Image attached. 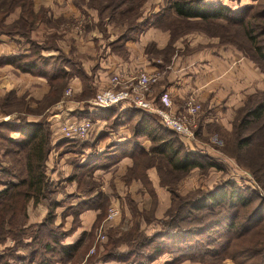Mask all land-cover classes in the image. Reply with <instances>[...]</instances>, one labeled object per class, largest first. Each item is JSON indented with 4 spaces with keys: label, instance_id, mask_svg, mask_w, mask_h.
<instances>
[{
    "label": "trees",
    "instance_id": "1",
    "mask_svg": "<svg viewBox=\"0 0 264 264\" xmlns=\"http://www.w3.org/2000/svg\"><path fill=\"white\" fill-rule=\"evenodd\" d=\"M128 1L131 0H100L99 5L104 7L107 14L114 16L116 9ZM255 1V5L231 8L221 0H165L164 7L156 15L161 14L160 16L163 17L169 13L174 14L172 20L166 23L173 37L184 30H199L209 35L219 36L222 44L231 45L240 51L264 76V0ZM16 8H19L17 18L7 22L8 15ZM37 16L39 17V14L33 11V0H0V35L21 36L28 43L30 50L27 54L0 56V63H10L22 72L46 76L52 79L55 90L66 76V71L62 67L65 59L59 53L52 56L43 55L42 45L30 39V32L38 20ZM152 18L153 15H150L126 27L117 37L116 42L122 43L132 38L133 34L147 27ZM237 38H241L242 42H239ZM74 71L83 76L80 71ZM83 77L86 79L85 75ZM120 105L96 107L97 113L80 109L77 111L78 114L74 115L90 121L104 115L101 119L111 120L112 127L127 123L133 138L119 143L110 152L92 157L91 160L78 165V168L106 166L124 154L133 158V155L140 150L141 154H146V150H142L137 143L142 136L150 141L149 153L165 157L167 163L176 171L206 166L221 168L218 162L207 159L196 150L186 148L179 133L164 126L150 111L133 104H127L125 107ZM4 131L5 135H3ZM12 131H16L18 136H9ZM0 132H2L0 141H3L5 146L4 153L0 155L18 156V160L23 165V171L17 181H2L5 187L0 190V243L9 236L17 241L25 228L23 221L27 219L28 206H35L42 199H46L47 211L41 222L36 223L37 228H46L48 231L46 239L42 243L39 242L41 248H31L25 254L16 253L14 259L19 261L18 264L32 262L51 264L64 260V257H71L79 247V241L63 244L62 240L68 232L56 230L57 225L53 223L55 208L59 202L52 196L53 190L46 172V161L51 150L46 121L43 119L26 121L24 117L16 123L3 121L0 122ZM230 137L236 162L249 171L253 181L264 190V162L258 166H250L240 161L254 141H264V89L248 94L243 104L238 107L230 129ZM69 140L61 139L60 142L69 143ZM225 151L227 149L223 146L222 152L225 153ZM72 176V179H75V176ZM198 195L199 197L194 196L188 200L180 199L176 202L175 208L171 200V205L166 212L169 220L161 223L162 230L156 231L150 237L139 239L132 251H128L118 259L123 260L126 254L135 256V248L146 246L148 242H156L153 251L143 254L145 260L137 264H150L152 260L164 253L173 254V259L177 261L185 258L198 260L207 255L217 257L225 254L235 264H264V199L257 196L256 189L244 184L243 181L229 179ZM257 198L259 201L250 209L253 200ZM218 208L224 210L207 223L192 226H179L177 223H172L182 220L183 217L179 216L182 209L185 210L184 216L194 217L195 212L201 209H208L215 214ZM80 209L83 210V207L81 206ZM20 217L22 222L17 225L14 219ZM215 233L217 237H211ZM220 238L224 240L220 243V248L214 247L215 241ZM37 240L35 233L31 237V242ZM25 244L28 247L31 246L29 243ZM107 256L104 258H113L110 255V257Z\"/></svg>",
    "mask_w": 264,
    "mask_h": 264
},
{
    "label": "rangeland",
    "instance_id": "2",
    "mask_svg": "<svg viewBox=\"0 0 264 264\" xmlns=\"http://www.w3.org/2000/svg\"><path fill=\"white\" fill-rule=\"evenodd\" d=\"M221 1L231 8L256 4L255 0ZM93 3V8H91L90 11L93 15L88 17L90 26L101 30L109 27L110 32L113 31V35H109V37L114 39L118 34L124 31L126 27L131 26L134 22H140L150 15H153L152 21L157 22L158 18L162 16H160L161 14L156 15V13L164 7L165 0L128 1L119 8L122 14L119 16V12H115L108 23L106 22L108 21V14L106 13H104L105 20L99 21L96 15V6L99 5V2L95 0ZM42 17L43 15L41 12L38 20L42 19ZM165 17H167V15ZM172 18L173 16L168 15L167 21L172 20ZM79 23L80 18L76 19L74 24L77 25ZM64 25H66V22L62 24V26ZM63 32H59L58 34L55 33L54 36L53 34L45 35L44 32L36 38L41 42L44 41L42 43L47 45H53V40L56 41V44L61 45L68 43L69 40L68 37H66V32L71 31L66 30ZM87 33L88 31H85L83 37H86L88 35ZM191 36L194 37L193 35ZM109 37L108 34L104 35L103 43H101L102 53H100V55L99 52L89 53V50H87L88 48L86 49V45L80 42L75 35H73L71 41V53L74 54L73 58L78 61L79 64H77L81 66L86 73L88 72L89 75H96V73L100 72L102 77L101 82H103L104 85L100 86L95 82L94 84L92 80L86 81L82 75H78L81 78V86L83 87L80 96L76 95L78 91H74V83L72 79H69L70 82L67 80L66 82L63 81L62 84H58L55 90L52 89V94L43 97L36 106V110L42 112L51 104L53 105L49 107L50 109L52 107H58L57 109H59L60 106L57 104L68 102L67 106H69V104L74 103V106L69 110L66 111L68 107L64 108L63 114L55 120L54 124L57 125L56 130L58 129L57 133L59 137L61 136V139H70L63 136L60 127L68 119H80L78 116H74L78 114V110L85 109V111L97 113V111H95L97 108L93 105L92 99L98 90L105 88V83H107L112 73L115 72L112 70L110 71V69L100 71V68H98L93 61L96 62L105 59L104 57H106V55L104 54L109 49L107 47V42L110 40ZM107 38H109V40ZM237 39L239 42H242L241 38ZM200 43L204 42H198L195 45L197 46V44ZM221 43L220 37L216 35V44L219 45ZM136 47L139 55H141L142 58L146 57L145 51L143 50L144 52L140 54L142 49L138 46ZM133 48V54L131 55H133V59H136V48ZM230 49L231 52H233L232 55L235 54L234 50L232 48ZM189 50V48L179 50L175 47L173 51H170V53L172 52L170 54V60L172 62L170 72L172 71L178 74L180 65L184 67L188 65L187 59H184V53ZM121 55L126 56L125 58L118 57L119 61L122 62L129 57L126 51L124 54L121 53ZM97 56H99V58H96ZM152 58L154 60H160L159 56ZM245 59H247V57ZM229 60H233V57L229 56ZM88 61L89 63L86 64ZM189 69L193 70L194 68L190 66L185 67L184 71L180 70L178 77L181 76L182 72L188 71ZM145 70L147 69L141 66L134 67L132 73L136 75ZM157 82L160 83V79H157V81L150 85V93L147 95L145 94V97L157 96L159 92H162L159 90L160 88ZM215 98L217 99V101H215L216 104L211 107H203L201 102H199V110L191 117L193 120V125L191 126L193 137L187 138L182 134H179V136L186 148L194 151L196 150L200 152V154L206 156L207 159L218 162L221 165L220 169L206 166L203 168L194 167L187 171H176L167 163L165 157L149 153L148 147L150 144L146 148V154H141L140 150L133 155V158L131 157L132 161L129 166H125L124 163L120 166H114V162L106 166H101V169H97V167L94 166L78 168V165L91 160L92 157H98L100 154L107 151L110 152L114 150L119 143L125 142L127 139H133L131 137L132 133L129 124L116 127L114 125L112 127L110 124L111 120L106 121L105 119H101L104 115L98 116L100 118L91 121L89 131L84 137L70 139L68 141L69 143L59 142L58 148L52 151L53 157L51 158V163H46L47 177L51 182L50 187L53 190L52 196L59 202V205L55 208V219L53 223L57 225L56 230L58 229L66 232H68L69 229L71 232L73 228L80 223L83 224L81 229L84 228V225L87 228L84 232H81L75 240L79 241L77 250L71 257H64V260H62L63 262L67 260L69 264H137L143 262L145 259L142 255L151 253L156 246V242H148L146 246L135 248V256L126 254L123 260H119L118 258H122L121 255H124L128 251H132V249H134V244L139 239L150 237L156 231L162 230L163 225L161 223L169 220L166 212L171 205V200H173L175 208L177 207L176 202L180 199L188 200L192 199L194 196L199 197L198 194L203 193L204 190H210L225 180L235 179L237 181H243L244 184L256 189V193H258L257 196L264 199V190L258 187L252 179V174L238 164L233 157L234 152L232 139L230 137V129L238 108L234 111L235 113L232 120L226 121L228 120L226 119L224 121L225 117L222 115L224 113V101L217 97ZM54 100H56V103H53ZM16 103L17 105L15 107L22 108V103ZM182 103L184 102L182 101ZM121 105L125 107L127 103H122ZM183 106V104H180V106L178 105L177 110L181 111ZM153 114L155 115V119L158 120L159 117L155 113ZM40 119L44 120L45 118L42 116ZM46 123L50 124L48 121ZM127 130H129V132ZM1 133L2 132H0V134ZM3 133V135H5L6 132L4 131ZM124 133L127 134V138ZM61 139L58 141H61ZM137 143L139 145L140 141L138 140ZM3 144V141H0L1 154L5 147ZM223 146L227 149L225 153L222 152ZM141 149L145 150L143 147ZM18 159V156L15 155L13 157L9 156L4 162L2 161L4 160L3 156L0 155V183L7 178H13V181H17V178L21 176L23 165ZM240 161L243 164H250V166L261 165L264 162V141H254L253 144L247 148V153ZM95 170H97L98 173H95ZM72 175L75 176V179H72ZM258 201V198L254 199L250 209ZM72 202L73 204H71ZM39 203L45 204V211L42 210L35 214V221L37 222H35L34 225L27 224L22 234L18 236L17 241L13 239L12 236H9L5 241L0 243V264H18L19 261L14 259L16 253L22 251V253H26L31 248L35 247L41 248L39 242L42 243V241L46 239L48 231L46 228H37L36 223L41 222L45 215L48 208V201L42 199ZM37 204L35 206H37ZM81 206L83 207L82 211L91 209L93 210L91 214L95 212V215L92 216L91 219L84 216L83 221H80L78 214L82 212L80 209ZM111 206H115L118 210L113 219L107 218V211ZM29 210L30 207L28 206L27 219L23 221L24 223H28V220H30ZM223 210V208H218L217 211L215 210L216 213L214 214L208 209H201L195 212L194 217H186L184 216L186 215L185 210L182 209L179 214L180 217H183L182 220L172 223H177L179 226H192L198 225L199 223H207V221L215 218L217 214L221 213ZM21 219L22 217L15 218L14 223L19 225V223L22 222ZM67 226H70V228L67 229ZM35 233L38 240L31 242V237L35 235ZM216 234L217 233L211 237H217ZM28 241H30L31 244ZM223 241V238L216 240L214 247L220 248V243ZM25 243H29L31 246L28 247ZM38 251H40V249ZM106 255H108L107 257L111 256L113 258H104ZM197 261L205 262L206 264H235L230 258L226 257L225 254L218 255L217 257L207 255ZM173 262L176 263L178 261L173 259Z\"/></svg>",
    "mask_w": 264,
    "mask_h": 264
},
{
    "label": "crops",
    "instance_id": "3",
    "mask_svg": "<svg viewBox=\"0 0 264 264\" xmlns=\"http://www.w3.org/2000/svg\"><path fill=\"white\" fill-rule=\"evenodd\" d=\"M94 1L95 0H33L34 13L38 15L42 12L43 17L37 21L36 26L31 30L30 39L35 43L42 45L41 53L43 55L52 56L59 53L64 56L65 60L62 67L66 71V76L63 81L66 82L67 80L69 81V79H72L75 86L74 91H78V93H76L77 96H80L83 87L81 86V78L78 76L80 74L74 70L80 71L83 76L85 75L86 81L92 80L93 83H98L100 86L104 85V83L101 82L102 77L100 72L96 73V75H89L88 72L86 73V71L78 65V61L73 58L74 54L71 53V41L73 35H75L80 42L86 45V49L88 48L87 50H89V53L99 52V55L102 53L101 43H103L102 41L104 39V35L108 34V37L109 35H113V31L110 32L109 27L101 30L90 26L88 17L93 15L90 11L91 8H93L92 6L94 5ZM98 2L101 4L100 0H98ZM96 7V15L99 21H104V13L107 14L106 10H104V7L102 8L100 5ZM116 12H119V16L122 14L121 9L119 8L116 9ZM18 14L19 8H16L13 13H10L7 17V22H11L17 18ZM168 15L174 17L173 13H169ZM111 17V14H108L107 23L110 19H112ZM167 17H159L157 22L151 21V23L142 31L133 34L131 36L132 38L126 39L122 43H117L116 40L117 37L123 33V31L114 39L109 37V40V38H107L109 40L107 42V47L109 49L104 54L106 55V57H104L105 59L93 62L98 68H100V71L110 69V71L112 70L113 72L131 74L132 69L139 66L144 67L148 71H157L159 74L158 80L160 79V83L157 82L160 88L159 90H166L169 92L174 110H177L178 105H184L182 101L185 102L186 98L190 94H193L201 102L203 107H211L216 104L215 101H217V99L215 97H217L224 101V113H221L225 117L224 121L226 119H228L226 121H230V119L232 120L235 113L234 111H236L238 106L243 103L248 94H251L256 90L264 89V76L254 63L248 60V58L245 59L246 56L236 50L233 46L222 43L217 45L216 36L205 34L199 30H184L175 34L173 37L171 35L170 27L166 26V23L169 22L167 21ZM78 18H80V23L75 25V20ZM64 22H66V25L62 26ZM66 30L71 32H66V37H68L69 41L65 44L58 45L56 44V41L53 40V45H47L42 43L44 41L41 42L36 38L44 32L45 35L53 34L54 36L55 33L58 34L59 32ZM85 31H88V35L83 37ZM198 42L204 43L197 44L196 46L195 44ZM136 46L142 49L140 54L145 51L146 57L142 58V56L139 55ZM133 47L136 48V59H133V55H131L133 54ZM175 47L179 50L187 48L190 49L188 52L184 53V59H187L186 61H188V65L185 67L190 66L194 68L193 70L189 69L188 71L182 72L179 77L178 74L180 73V70L184 71V66L180 65L178 74H175L172 71L170 72V66H172V62L170 60V54L172 52L170 53V51H173ZM230 48L234 50L235 54L232 55L233 52H231ZM125 51L129 57L127 60H123L124 62L119 61L118 57H126L121 55V53L124 54ZM29 52L28 43L24 41L21 36L6 34L0 35V56L21 53L27 54ZM157 56L160 57L161 61L158 59L154 60L152 58ZM229 56H232L233 60H229ZM96 58H99V56ZM88 63L89 61L86 64ZM107 83H105V87L108 86ZM52 89H54L52 79L50 80L46 76L33 74L31 72H22L10 63H0V122L7 121L16 123L22 116L26 121H38L40 120V117L43 116L45 118L44 120L50 123L47 124V130L49 131L51 150L46 161V163L49 164L51 163V158L53 157L52 151L58 148L60 142L58 140L61 139V136L59 137V134L57 133L58 129L56 130L57 125L54 124L55 120L63 114L64 108L68 107L66 109L67 111L74 106V103L67 106L68 102H64L63 104H57L60 106L59 109H57L58 107H52L50 109L49 107L53 105L51 104L46 108V110L42 112L37 111L36 106L40 100H42L43 97L52 94ZM55 101L56 100H54L53 103H56ZM16 102L22 103V108L15 107L17 105ZM48 108L49 110L47 111ZM127 131L129 132V130ZM10 136L17 137L18 133L16 131H12L10 132ZM138 140L140 141L139 145L146 150L150 141L145 138V136H142V138L140 137ZM7 158L8 157L6 155H3L4 160L2 161L5 162ZM131 161V157L124 154L115 161L114 166H120L122 163H124L125 166H129ZM98 168L100 167H97V169ZM95 173H98V171L95 170ZM6 180L13 181V178H7ZM4 187L5 185L1 182L0 190ZM71 204H73V202ZM42 210L45 211L44 203H38L37 206L30 205V220H28V223H25L24 225H34V223L37 222L35 221V214L39 211L41 212ZM92 211L93 210L91 209H86L85 211L79 213L78 217L80 221H83L84 216L91 219L92 216L95 215V212L91 214ZM82 225V223L78 224L75 228H73V230L71 229V232L69 229L70 226H67V229L69 230L65 238L62 240V243H73L78 238L79 234L87 229L85 225L84 228L81 229ZM22 252H20V254H25ZM31 264L39 263L32 262ZM51 264H69V262L68 260L65 262L59 260ZM150 264L206 263L190 259H183L174 263L173 254L164 253L152 260Z\"/></svg>",
    "mask_w": 264,
    "mask_h": 264
},
{
    "label": "built area",
    "instance_id": "4",
    "mask_svg": "<svg viewBox=\"0 0 264 264\" xmlns=\"http://www.w3.org/2000/svg\"><path fill=\"white\" fill-rule=\"evenodd\" d=\"M158 77L157 71L145 70L136 75L115 72L109 77L108 86L95 93L92 103L99 108L122 103L133 104L155 113L164 126L184 135V137H193L191 129L193 120L191 117L199 110L200 101L193 94H190L186 98L182 110L179 111L173 109L172 99L166 90L157 96L145 97V94L150 93V85L157 81ZM90 126L91 121L87 118H73L66 120L61 125L60 130L66 138H82L88 133ZM117 212L115 206L109 207L107 218L113 219Z\"/></svg>",
    "mask_w": 264,
    "mask_h": 264
}]
</instances>
